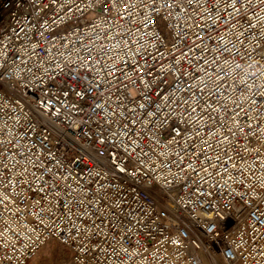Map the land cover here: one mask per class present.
Here are the masks:
<instances>
[{"label":"built area","instance_id":"obj_1","mask_svg":"<svg viewBox=\"0 0 264 264\" xmlns=\"http://www.w3.org/2000/svg\"><path fill=\"white\" fill-rule=\"evenodd\" d=\"M264 264V0H0V264Z\"/></svg>","mask_w":264,"mask_h":264},{"label":"rangeland","instance_id":"obj_2","mask_svg":"<svg viewBox=\"0 0 264 264\" xmlns=\"http://www.w3.org/2000/svg\"><path fill=\"white\" fill-rule=\"evenodd\" d=\"M70 258L69 251L55 240L48 241L27 262V264H67ZM203 264H225L218 254H203Z\"/></svg>","mask_w":264,"mask_h":264}]
</instances>
